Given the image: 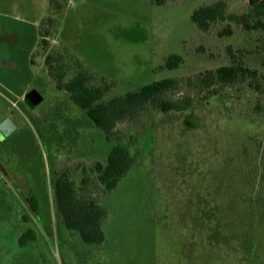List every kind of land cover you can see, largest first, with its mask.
<instances>
[{"label": "rangeland", "instance_id": "obj_1", "mask_svg": "<svg viewBox=\"0 0 264 264\" xmlns=\"http://www.w3.org/2000/svg\"><path fill=\"white\" fill-rule=\"evenodd\" d=\"M216 1H224L231 14L250 12L249 0L163 6L150 0H55L61 11L49 24V0H0V121L9 118L15 126L0 136V264H264V223L253 226L256 245L248 251L242 239L208 241L198 218L214 207L217 219H234L231 208L248 212L246 204L236 207L234 165L227 157L240 139L261 138L264 118L241 116L246 109L234 103L237 98L214 97L193 110L194 129L184 127L188 113H149L150 120L139 116L118 124L116 143L133 154L143 150L141 133L148 124L156 125L148 133V151L115 190L104 193L94 182L92 164L105 161L112 143L55 88L45 63L47 55H62L70 78L78 59L112 83L105 99L163 78L181 82L176 97L193 93L184 80L228 65L227 48L264 72V31L230 24L231 33L219 36L226 22L201 32L190 21L193 10ZM40 25L57 29L47 46L38 44ZM170 54L182 58L177 69L163 68ZM30 89L41 97L33 111L23 103ZM61 173L76 184L84 173L92 178L88 190L107 210L104 244H85L64 227L54 195ZM28 229L35 240L19 246Z\"/></svg>", "mask_w": 264, "mask_h": 264}, {"label": "trees", "instance_id": "obj_2", "mask_svg": "<svg viewBox=\"0 0 264 264\" xmlns=\"http://www.w3.org/2000/svg\"><path fill=\"white\" fill-rule=\"evenodd\" d=\"M150 1L154 6H163L169 2L183 0ZM248 9L249 13L231 14L227 12V4L224 1H216L193 10L190 21L201 32L209 31L214 24L226 22V30L218 33L219 36L231 33L230 24L242 26L246 30L264 31V21L261 19L264 16V0H249ZM49 10L45 22L50 24L51 19L56 14H60L61 7L55 0H49ZM42 25L39 28L38 44L47 46L51 31L52 35H56L57 29L54 31L43 29ZM227 53L231 59L228 65L198 73L184 80L193 93L176 97L181 82L175 78H163L143 85L135 91L114 95L108 99H105V96L110 92L112 83L85 68L78 59L75 58L73 61L75 74L69 78L65 74V66L61 64L62 55L59 54L56 59L51 55L46 56L48 74L54 80L55 88L67 94L70 101L102 132L106 142L112 143L105 161L92 164L94 182L103 189L104 193L115 190L122 178L138 164L141 154L148 151L152 139L148 133L154 130L156 125L153 122L148 124L145 133H141L145 139L144 148L139 153L133 154L127 146L116 143L115 128L118 124L132 123L137 121L139 116L150 120L149 113H161L164 116L170 113H188L183 121L184 127L194 129L197 125L194 122L196 117L192 115L193 110L196 106L202 105L203 101L214 97L222 100L228 99L227 97L237 98L234 103L239 102V106L245 107L244 111L247 112L241 110V116L264 118V72L248 66L241 57L234 56L229 48ZM239 54L241 55L240 52ZM67 55L70 56V52ZM181 63L180 56L170 54L166 57L163 68L174 70ZM229 90H233L235 94L229 93ZM26 100L32 107L28 98ZM234 147V152L227 159L234 165V182L237 189L235 203L237 208L246 204L248 212L240 210L233 212L231 208L229 211L233 213L234 219L219 215L218 221L213 212L215 207L212 211L205 209L198 217L201 216L203 223L200 226L202 228L200 233L206 234L203 237L208 241L215 239L229 243L239 242L242 239L241 243H247L245 249L250 251V248L256 245L252 236L253 226L260 222L264 223V134L259 139L254 137L240 139ZM227 167L222 169L223 173ZM227 173L232 178V173ZM58 176L54 190L55 204L64 227L76 232L85 244H104L106 236L102 224L106 219L107 210L92 196L90 189L88 190L89 185L94 186L92 178L84 173L77 183L80 186H77L76 182L69 180L64 173ZM208 227H212L211 233H208ZM238 228H247V231L240 232ZM34 240L33 230L28 229L21 234L18 244L23 247Z\"/></svg>", "mask_w": 264, "mask_h": 264}, {"label": "water", "instance_id": "obj_3", "mask_svg": "<svg viewBox=\"0 0 264 264\" xmlns=\"http://www.w3.org/2000/svg\"><path fill=\"white\" fill-rule=\"evenodd\" d=\"M26 98H28V101L31 102V106L34 107L36 104H38L41 101L40 95L36 91H30L26 95ZM15 129V126L11 122L9 118H5L0 122V134L5 137L10 132H12Z\"/></svg>", "mask_w": 264, "mask_h": 264}, {"label": "flooded vegetation", "instance_id": "obj_4", "mask_svg": "<svg viewBox=\"0 0 264 264\" xmlns=\"http://www.w3.org/2000/svg\"><path fill=\"white\" fill-rule=\"evenodd\" d=\"M32 63V60L30 59V64ZM30 91H36V90H34V89H30L28 92H30ZM28 92H26V94L28 93ZM37 92V91H36ZM38 93V92H37ZM26 94H23V103L24 104H27V100H26ZM39 94V93H38ZM39 104V103H38ZM38 104H36L34 107H30L28 104H27V106L29 107V109H30V111H33L35 108H36V106L38 105ZM5 119V117L2 119V120H4ZM1 120V121H2ZM0 121V122H1ZM0 136L2 137V135L0 134ZM65 174V173H64ZM65 175H67V174H65ZM67 177H68V179L70 180V178H69V176L67 175Z\"/></svg>", "mask_w": 264, "mask_h": 264}]
</instances>
